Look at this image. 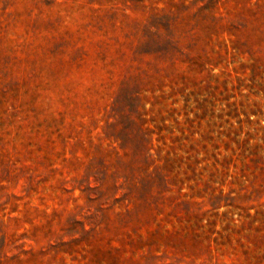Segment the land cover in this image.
Wrapping results in <instances>:
<instances>
[{"label": "rangeland", "instance_id": "374dc122", "mask_svg": "<svg viewBox=\"0 0 264 264\" xmlns=\"http://www.w3.org/2000/svg\"><path fill=\"white\" fill-rule=\"evenodd\" d=\"M0 264H264V0H0Z\"/></svg>", "mask_w": 264, "mask_h": 264}]
</instances>
